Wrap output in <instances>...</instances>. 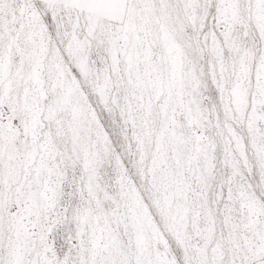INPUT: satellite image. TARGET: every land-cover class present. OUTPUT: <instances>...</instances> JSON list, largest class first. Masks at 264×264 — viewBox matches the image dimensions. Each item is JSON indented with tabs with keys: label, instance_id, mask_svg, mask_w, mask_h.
<instances>
[{
	"label": "snow or ice",
	"instance_id": "obj_1",
	"mask_svg": "<svg viewBox=\"0 0 264 264\" xmlns=\"http://www.w3.org/2000/svg\"><path fill=\"white\" fill-rule=\"evenodd\" d=\"M0 264H264V0H0Z\"/></svg>",
	"mask_w": 264,
	"mask_h": 264
}]
</instances>
